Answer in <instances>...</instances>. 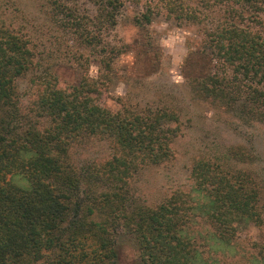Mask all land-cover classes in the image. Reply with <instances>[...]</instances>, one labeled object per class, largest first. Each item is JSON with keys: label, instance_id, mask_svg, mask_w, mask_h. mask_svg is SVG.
<instances>
[{"label": "trees", "instance_id": "1", "mask_svg": "<svg viewBox=\"0 0 264 264\" xmlns=\"http://www.w3.org/2000/svg\"><path fill=\"white\" fill-rule=\"evenodd\" d=\"M17 1L0 0L15 12H0V264H121V235L135 239L141 264H227L219 251L264 225V184L246 166L254 151L195 157L190 187L150 204L137 179L176 158L180 113L130 92L117 110L99 98L132 2L143 7L138 30L161 15L198 28L187 61L205 59L185 80L195 99L264 125V0H29L48 26ZM102 144V158L80 156Z\"/></svg>", "mask_w": 264, "mask_h": 264}, {"label": "rangeland", "instance_id": "2", "mask_svg": "<svg viewBox=\"0 0 264 264\" xmlns=\"http://www.w3.org/2000/svg\"><path fill=\"white\" fill-rule=\"evenodd\" d=\"M20 2L16 3L17 8L26 5L36 23L50 24L31 1ZM142 10V6L131 2L122 11L112 40L123 46L124 53L115 62L114 80L104 89L100 102L117 110V98L130 92L132 100L143 105L173 106L180 113L183 131L175 141L173 161L149 166L141 172L136 183L139 197L155 204L178 189L189 188L194 158L214 154L228 145H244L254 151L256 159L246 166L264 184V125L243 121L195 99L186 85V78L199 72L205 59L195 52L193 59L187 61L191 50H196L194 44L188 42L190 38H198V28L179 25L161 15L147 30H138L134 17ZM0 12L5 18L15 14L12 6ZM97 71V64H92L90 73L95 75ZM65 77L73 79L70 75ZM107 149L105 144L98 145L80 151V156L102 158L108 153ZM261 201L264 204V196ZM234 243V248L219 251L218 255L227 264H264V225L241 229ZM119 250L121 264H141L138 245L131 235H121Z\"/></svg>", "mask_w": 264, "mask_h": 264}]
</instances>
